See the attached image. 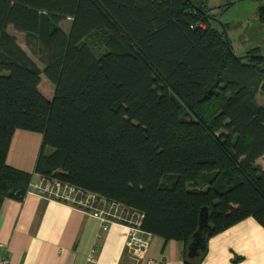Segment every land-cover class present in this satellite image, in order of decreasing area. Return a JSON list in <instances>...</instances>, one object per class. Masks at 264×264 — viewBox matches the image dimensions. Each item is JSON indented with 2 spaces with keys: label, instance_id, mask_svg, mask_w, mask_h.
Segmentation results:
<instances>
[{
  "label": "trees",
  "instance_id": "trees-1",
  "mask_svg": "<svg viewBox=\"0 0 264 264\" xmlns=\"http://www.w3.org/2000/svg\"><path fill=\"white\" fill-rule=\"evenodd\" d=\"M206 1L0 0V203L35 174L69 182L141 211L147 232L185 245L184 264L248 218L264 228V53L238 59ZM18 130L43 135L33 173L8 164ZM205 212L207 247L191 256Z\"/></svg>",
  "mask_w": 264,
  "mask_h": 264
},
{
  "label": "crops",
  "instance_id": "crops-1",
  "mask_svg": "<svg viewBox=\"0 0 264 264\" xmlns=\"http://www.w3.org/2000/svg\"><path fill=\"white\" fill-rule=\"evenodd\" d=\"M255 47L264 53V41H252L242 44L238 54ZM42 142L41 133L16 131L8 164L33 173ZM257 164L264 170V157ZM39 178L35 174L33 181ZM101 227L99 219L36 193L28 192L22 199L5 197L0 203V256L14 264H130L128 229L112 225L102 232ZM97 240V261L90 263ZM184 249L182 242L153 235L146 257L152 264H184ZM202 264H264V228L248 218L214 236Z\"/></svg>",
  "mask_w": 264,
  "mask_h": 264
},
{
  "label": "built area",
  "instance_id": "built-area-1",
  "mask_svg": "<svg viewBox=\"0 0 264 264\" xmlns=\"http://www.w3.org/2000/svg\"><path fill=\"white\" fill-rule=\"evenodd\" d=\"M28 192L36 193L47 201H54L95 217L101 221L102 232L112 225L126 227L129 231L128 254L130 264H152L154 261L146 257L153 234L143 228L144 215L141 211L116 200L88 189L78 187L69 182L57 179L39 178L32 182ZM100 241L97 240L89 257L90 263L97 261ZM0 264H14L7 256H0Z\"/></svg>",
  "mask_w": 264,
  "mask_h": 264
},
{
  "label": "rangeland",
  "instance_id": "rangeland-1",
  "mask_svg": "<svg viewBox=\"0 0 264 264\" xmlns=\"http://www.w3.org/2000/svg\"><path fill=\"white\" fill-rule=\"evenodd\" d=\"M261 2L257 0H207V10L217 16L215 27L223 28L222 25H228L226 28L229 41L231 42L234 51L238 54L241 50V45L248 42H263L264 41V24L258 17V9ZM68 32L70 28V20H66L60 25ZM9 32L14 35L19 44L26 52L39 64L41 69L45 67V53L41 46L36 42H30L24 33L17 32L13 27L9 28ZM91 49L98 55L104 53V42L100 33L91 34L87 38ZM41 92L50 97L53 90L52 83L43 75L41 82ZM257 102L264 106V94H259ZM47 153L52 152V148H46Z\"/></svg>",
  "mask_w": 264,
  "mask_h": 264
},
{
  "label": "water",
  "instance_id": "water-1",
  "mask_svg": "<svg viewBox=\"0 0 264 264\" xmlns=\"http://www.w3.org/2000/svg\"><path fill=\"white\" fill-rule=\"evenodd\" d=\"M210 18L218 22V19L216 17H213V16L210 15ZM222 26H223V30H224V33H225V38H226L227 43L229 45V37H228L227 31H226V28H225L224 25H222ZM246 56H248V55H241V56H239L237 58L238 59H243ZM207 226H209L208 225V215L205 212V213L202 214L201 229L196 234L197 241L195 243H193L194 244L193 246L190 247V255L191 256H195L197 254L196 250H197L198 247H201L202 249L207 247V240H206V228H207Z\"/></svg>",
  "mask_w": 264,
  "mask_h": 264
}]
</instances>
